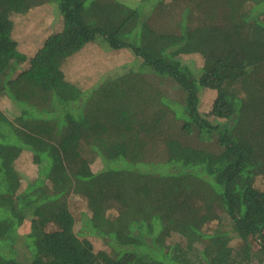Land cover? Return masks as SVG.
<instances>
[{"label":"trees","instance_id":"obj_1","mask_svg":"<svg viewBox=\"0 0 264 264\" xmlns=\"http://www.w3.org/2000/svg\"><path fill=\"white\" fill-rule=\"evenodd\" d=\"M89 47L125 59L69 79ZM1 100L0 264H264V0H0Z\"/></svg>","mask_w":264,"mask_h":264},{"label":"rangeland","instance_id":"obj_2","mask_svg":"<svg viewBox=\"0 0 264 264\" xmlns=\"http://www.w3.org/2000/svg\"><path fill=\"white\" fill-rule=\"evenodd\" d=\"M3 16L6 17V12L3 13ZM13 21L15 24L13 37L18 43L19 50L28 58L33 57L42 47L44 41L50 35L58 32L62 25V19L59 13L51 6L34 9L25 16L13 17ZM193 58H196L197 63L201 64V60L198 57ZM94 59H96L98 63L92 64ZM108 59L110 60L104 59L89 47L80 55H77L73 62L68 63L67 67H65V72L69 79L81 80L84 77L93 76V72L95 71H101L103 69L108 70L109 62H112V60H116L118 63L123 62L125 56L123 57L122 54H119ZM103 64L105 65L104 68H102ZM215 97L216 93L214 91H203L200 104V110L203 113L210 111ZM0 107L3 110H8L11 106L6 100H1ZM18 166L22 172L26 173L27 177L34 175L35 167L30 162V157L28 155H24L21 158ZM25 186L26 183L24 182L23 189ZM70 206L75 216H79L81 212L87 211L85 202L76 197L71 199ZM110 207L111 208L106 211V214L109 217H113L118 214V210L123 208V205L117 203V207H113L112 205ZM89 239L92 241L95 250L105 249L106 246L101 239L90 236Z\"/></svg>","mask_w":264,"mask_h":264}]
</instances>
